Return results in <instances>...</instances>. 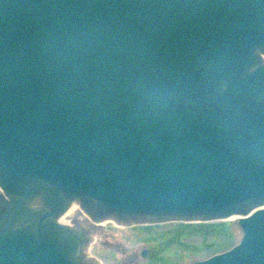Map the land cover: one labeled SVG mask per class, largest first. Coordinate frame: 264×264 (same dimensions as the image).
<instances>
[{"label":"water","instance_id":"95a60500","mask_svg":"<svg viewBox=\"0 0 264 264\" xmlns=\"http://www.w3.org/2000/svg\"><path fill=\"white\" fill-rule=\"evenodd\" d=\"M0 264H264V0H0Z\"/></svg>","mask_w":264,"mask_h":264}]
</instances>
